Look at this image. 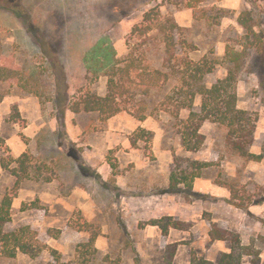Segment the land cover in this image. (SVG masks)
Masks as SVG:
<instances>
[{
    "label": "rangeland",
    "instance_id": "1",
    "mask_svg": "<svg viewBox=\"0 0 264 264\" xmlns=\"http://www.w3.org/2000/svg\"><path fill=\"white\" fill-rule=\"evenodd\" d=\"M153 10L152 15L161 20L177 22V42L184 47L181 57L207 64L211 69L207 84L235 72L238 107L256 119L258 141L250 150L263 152L264 0H0V68L5 67L7 74L11 71L8 79L0 80L4 97L0 105L5 99L11 102L10 111L0 109V201L14 194L9 230L30 224L49 246L35 258L24 253L8 258L0 250V264H174L179 249L193 264L194 257L210 255L213 223L240 238L242 233L255 236L248 245L254 244L264 254V228L256 235L249 227L239 233L215 221L220 217L240 220L227 215L220 199L185 184L170 189V166L177 159L182 160L180 168H191L194 161L211 162L213 166L203 175L218 184L228 182L234 193L222 185L229 189L230 198L236 193L247 204L264 199V160L247 161L233 153L223 126L206 121L201 128L205 143L199 151H187L178 125L190 111H180L177 119L172 114L174 106L166 104L146 118L151 129L129 136L130 146L121 142L109 147L103 136L111 132L110 118L99 113L74 114L70 109V102L87 92L107 93V78L95 79L87 67L86 57L94 56L92 50L113 48L120 60L132 51L140 66L132 72L137 82L144 67L161 66L164 43L157 21L148 23L154 27L151 40L131 35L145 13ZM244 12L249 13V24L258 37L239 23ZM251 42L254 45L249 48ZM233 52L243 54L239 71L230 62ZM100 53L98 58L104 59L107 52ZM91 59L95 68L100 66L99 59ZM175 84L173 80L167 85ZM163 93H154L152 100H159ZM25 98L37 103L29 119L19 111L18 102ZM139 98L122 105L138 111ZM201 102L200 97L195 101L197 111ZM132 112L120 113L134 116ZM23 145L32 160L26 173L21 172L29 177L18 187V178L2 167L1 159L19 158ZM12 165L19 168L17 163ZM39 167L51 181L37 179ZM159 198L175 200L181 209L174 218L190 225L175 228L180 232L176 242L168 240L169 232L161 236L149 227L159 219L155 215L169 216L166 210L142 208L146 199ZM245 218L249 226L259 217L247 213ZM261 219L264 227V210Z\"/></svg>",
    "mask_w": 264,
    "mask_h": 264
},
{
    "label": "trees",
    "instance_id": "2",
    "mask_svg": "<svg viewBox=\"0 0 264 264\" xmlns=\"http://www.w3.org/2000/svg\"><path fill=\"white\" fill-rule=\"evenodd\" d=\"M154 12L155 10L145 13L142 24L134 27L131 35L136 36L138 34L146 36V41L151 40L150 33L154 27L148 25V23L157 21V31L160 34L162 43H164L161 66L144 67V70L138 74L141 80L137 82L132 76V72L135 69L138 70L140 66L136 64L137 60L133 57L132 51L125 59L120 60L114 54L113 48H103L104 46H102L92 50L90 54L94 56L86 57L87 67L94 71L95 79L107 78V93L101 96L87 92L70 102L71 111L75 114L83 112L99 113L104 119H109L122 111L132 112V109H127L122 104L127 99L129 101L136 100L137 96L140 95L138 99L140 107L138 111L132 112L139 120H145L148 116L154 115L158 110L163 109L161 107L166 104L174 106L175 111H172V114L177 119L180 118V111L184 109L190 111L189 117L180 119L178 125L183 145L187 151L196 152L201 149L206 139L205 135L201 133V128L206 121H211L225 128L227 145L238 157L247 161L264 160V140L261 142L263 149L261 154L252 153L250 150L258 141L256 137V119L251 112L238 107V81L235 72L232 71L226 78L219 79L212 85L207 84V75L211 72V69L207 68V64L201 61H193L186 56L181 57L184 47L177 42V22L169 18L161 20L158 15H152ZM239 23L249 34L252 33L258 37V34L254 32L253 27L249 24L248 12L241 15ZM253 45L254 43L251 42L248 47L250 48ZM100 50L107 52L105 58L103 57L104 59L102 57L101 59L98 58ZM242 56V53L233 52L230 62L234 65V70H240L239 61ZM92 57L99 59L98 65L100 66H97V68L94 66ZM100 70H102V73L98 72ZM6 72L8 71L5 67L0 68V80L9 78L8 75L11 74V71L8 74ZM173 80L177 84L174 87L168 86L167 84L170 81L173 82ZM160 91H164L160 99L152 100L155 94L160 93ZM34 93L37 96L41 95L40 92ZM199 97L202 102L200 109L197 111L195 101ZM3 98V96H0V101ZM31 160V155L25 152L17 159L10 158L9 161L1 159V164L4 169L10 170L18 178L17 186L19 187L21 180L24 177H29L23 173L28 170ZM181 161V159H177L170 166V189L172 190L179 189L181 184H185L186 187L192 190L195 179L201 177L205 169L213 166L211 162L194 161L191 163V168H180ZM13 163L19 164V168L12 165ZM36 174L38 180L51 181L50 177L42 175L40 167L37 169ZM220 184L229 187L234 193V188L228 182ZM13 199L14 194H6L0 201L1 253L8 258H14L18 253L27 254L32 258L39 257L46 249H49V246L41 240L39 232L32 225L23 224L14 230L8 229L13 221ZM263 201L264 199H261L251 201V203ZM230 202L240 209H248L249 203L247 204L244 197H240L236 193L232 196ZM150 224L158 226L163 235H167L171 228L187 229L190 227L189 224L176 220L172 216L154 219ZM210 236L211 243L215 240L230 241L231 252L223 253L218 262L204 257H194L192 259L193 264H261V252L254 247V244H243L239 234L213 223ZM52 251L55 255L58 254L57 251ZM167 264H171V261Z\"/></svg>",
    "mask_w": 264,
    "mask_h": 264
},
{
    "label": "crops",
    "instance_id": "3",
    "mask_svg": "<svg viewBox=\"0 0 264 264\" xmlns=\"http://www.w3.org/2000/svg\"><path fill=\"white\" fill-rule=\"evenodd\" d=\"M18 104H19V111L21 115L27 117V119H29V116L32 114V112L33 113L36 112L37 103L35 100L31 98L22 99L18 102ZM10 106H11V102H8V100L5 99L1 103L0 109H2L3 107L8 112L10 111ZM149 121H150L149 119L139 120L135 118L134 116H131L127 113H119L109 119V123L107 126L109 127L108 129L111 130V132L109 131L105 136H103L104 137L103 139L106 141V144L109 147L118 145L121 142L123 146L128 147L130 146L129 136L132 133H134L135 131L139 129H151L152 128L151 123ZM25 149L26 148L24 145L19 148V150L24 151L23 153L26 152ZM193 187H194L195 192H199L204 195H209L211 196V199L213 200H215L214 198H216L217 200L220 199L222 202L221 205L224 206L225 209H227V215L229 216L234 215V216L240 217V220L238 222H236L237 220L236 218L233 219L230 217H220V218L215 219V221H218L224 225L227 224L229 225L230 228H232L233 230H236L239 233L241 229H243V227H249V229L252 230L251 232L253 235H256V232L259 233L260 231L261 232L263 231L264 227H263L261 218H262V214L264 210V201L260 203L253 202L249 204L247 210H242L240 208H234L232 204L230 203L231 198H230L229 189L223 185L216 183L213 177H209L205 175H202L201 177L196 178L194 181ZM144 203L145 204L142 207L144 210H147V211L166 210L168 211L167 215L173 216V217H177L178 213L176 212H180V209H181L180 205H176V201L172 199L165 200L163 198L157 201L146 199ZM247 213L252 214L255 217H259L256 220V222H253V224L249 226H247V220L245 218ZM214 214L216 215L215 211H214ZM160 217H162V215L161 216L158 214L155 215V218H160ZM149 227L153 229V231L158 233V235L162 236V231L158 226L149 225ZM179 233L180 232L177 229L171 228L169 230L168 240L171 242H176V240L178 239L177 238L178 235H180ZM249 236H246L243 233L241 234L243 244L248 245L251 243L252 238H255V236H252L251 238H249ZM209 237H210L209 234H207V238ZM207 251H209L208 254H210L208 255L207 259L211 261H216L218 256L222 255L223 253L231 252V244L225 240H215L211 243V246ZM261 258H262L261 264H264V254L263 253L261 254ZM174 260H175L174 264H191L189 255L188 254H186L185 256L181 255L180 249L175 255Z\"/></svg>",
    "mask_w": 264,
    "mask_h": 264
}]
</instances>
